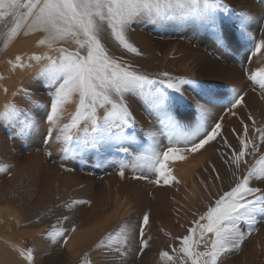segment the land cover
Instances as JSON below:
<instances>
[{"label":"rangeland","instance_id":"rangeland-1","mask_svg":"<svg viewBox=\"0 0 264 264\" xmlns=\"http://www.w3.org/2000/svg\"><path fill=\"white\" fill-rule=\"evenodd\" d=\"M224 2L234 14L245 13L250 17L247 31L253 40L241 41L238 31L230 24L226 47H221L210 34L191 25H159L144 18L134 21L127 30V39L138 52L123 48L108 31L101 34L108 54L130 65L132 71L151 79H160L166 72L189 81L183 86L184 103L175 109L179 121H194L199 101L208 109L206 126L221 124L216 139L198 151H185V145H179L184 159L165 162L168 175L175 178L168 183L142 159L149 155L147 149L152 142L149 133L155 134L157 151L162 153L170 145L167 132L140 99L131 94L126 96L138 140V143L122 146L129 149L127 152L99 156L91 152L66 158L61 144L54 137L47 139L53 127L47 120L50 93L55 89L46 85L35 66L26 77L15 81L17 91L8 103L26 109L34 118L35 126L29 135L21 137L15 127L0 120V165L7 166L0 171V220L6 228L14 225L16 232H24L14 240L18 252L32 250L31 261L23 256L26 264H183L178 238L187 235L188 230L195 227L194 221L214 206L215 201L264 155V142L259 140L257 132V129L264 130V89L250 79L252 73L264 70V49L260 53L255 51V44L264 41V0ZM10 27V20L0 23V59L9 48L13 50L10 46L22 39L32 38V43L37 44L42 35L40 32L25 35L21 30L7 40L5 46ZM60 46L75 50L70 40L56 45ZM45 48L49 56L59 55L55 48ZM200 88L210 89L214 99L209 102L201 96ZM44 95L46 113L42 108ZM241 96L242 103L233 108L230 101ZM76 100L64 106L60 125L69 122ZM230 110L235 115L225 120L224 115ZM98 115H103V109H98ZM240 139L250 143L237 167L233 152L239 151ZM254 145L257 146L255 152ZM201 157L205 160L198 165L197 158ZM121 164L124 165L123 175ZM250 186L264 189V182L252 179ZM158 210L162 211L161 215H156ZM145 213L149 216L147 225H143ZM121 225L127 229V245L121 251H116L119 245L111 242L99 247L102 238ZM239 227L245 233L243 241L238 248L222 255L218 264H241L252 250L257 251V260L264 259V218L258 215L251 231L246 222L242 221ZM50 233L61 234L52 236ZM194 238H199V234ZM208 238L206 235L201 240L198 250H204V241ZM141 239L148 241L143 251ZM72 251L75 253L70 254ZM162 251H167L173 260L162 258Z\"/></svg>","mask_w":264,"mask_h":264},{"label":"snow or ice","instance_id":"snow-or-ice-1","mask_svg":"<svg viewBox=\"0 0 264 264\" xmlns=\"http://www.w3.org/2000/svg\"><path fill=\"white\" fill-rule=\"evenodd\" d=\"M142 18L159 25H191L210 34L221 47H226L230 24L238 31L241 41L253 40L247 31L250 17L245 13L234 14L224 0H0V23L11 21L5 46L7 40L17 36L21 30L25 35L40 32L42 35L37 44L55 48L59 53L57 57L47 53L30 57L36 61L47 60L39 67L38 75L45 78L47 86L55 89L50 93L52 99L47 120L53 127L49 129L47 139L54 137L61 144L66 158L91 152L99 156L126 151L122 147L125 143H138L134 131L135 119L126 100V96L131 94L145 104L150 114H155L168 134L170 146L161 153L157 151L155 134L149 133L152 141L147 149L149 155L142 157L147 166L156 170L168 183L175 178L168 175L165 162L184 159L179 145L183 143L185 151L196 152L216 139L221 124L217 122L214 126H206L208 109L199 101L196 102L197 116L194 121L183 123L176 118L175 109L184 103L183 86L189 81L172 77L166 72L161 74L160 79H151L132 71L130 65L108 54L101 40L105 31L123 48L138 52L128 41L127 30L134 21ZM69 40L74 43L75 50L56 47L58 43ZM262 49L264 41L255 44L256 53ZM15 59L19 66H23L21 56ZM250 79L264 89V70L252 73ZM23 91L28 95L26 89ZM199 94L209 102L214 99L210 89L200 88ZM74 98H77L75 111L68 123L60 125L64 106L73 102ZM242 101L241 96L230 103L235 108ZM98 109H103L102 116L98 115ZM0 120L15 127L16 134L21 137L29 135L35 126L32 115L11 102L0 112ZM247 131L245 125V137ZM257 132L259 140L264 142V130L257 129ZM249 143L247 139H240L239 151L233 152V162L237 167ZM256 150L254 145L253 152ZM6 167L0 165V171ZM123 167L121 164V175ZM252 179L264 182V155L239 182L215 201L214 206L194 221L195 227L189 229L187 235L178 238L183 264L189 261L190 264H218L222 255L238 248L243 241L245 233L240 230V223L246 222L251 231L257 216L264 218V189L251 187ZM148 223L149 216L145 213L143 225ZM197 233L199 238H194ZM57 234L61 233L49 235ZM140 235L143 237V227ZM206 235L209 238L204 241V250L200 251L198 246ZM106 242L119 245L115 250L121 251L128 242L127 229L121 225L102 238L99 247H104ZM147 247L148 241L141 239V251ZM21 255L32 260L31 249L26 252L21 250ZM160 255L167 261L173 260L167 251H162Z\"/></svg>","mask_w":264,"mask_h":264},{"label":"bare ground","instance_id":"bare-ground-1","mask_svg":"<svg viewBox=\"0 0 264 264\" xmlns=\"http://www.w3.org/2000/svg\"><path fill=\"white\" fill-rule=\"evenodd\" d=\"M32 41H33L32 38L22 39L19 43L15 45V46L19 45L17 49L15 48V46H10V47H13V50H10L9 48V51L5 53V56L0 59V111L2 108H4V106L8 103V101H10V99L13 97V94H15V92L17 91L15 81L18 80V78L26 77L32 71L33 66H35L36 69H39V67L42 64L47 63V60L36 61V60L30 59V57L33 54L43 55L44 53H46V48L44 45L39 46L34 42L32 43ZM16 56L22 57L23 66L18 65L15 59ZM13 65H17V66L13 67ZM5 89H7V91H5ZM253 102L254 101L250 103L251 106L255 104V103L253 104ZM232 112L233 110H230V112L225 113L224 115L225 120H230L232 118V115H233ZM222 122H225V121H223L222 119ZM128 150L129 149H126L125 152H127ZM205 157L197 158V160L199 161L198 165L204 162ZM157 212L158 213H156V215L162 214L161 210H158ZM5 228L6 227H5L4 222L0 220V264H26V261H25L26 258H24L21 255V252H18V249L16 250L15 245H18V244H16L14 240L15 238L17 239L20 235L21 236L24 235V232H21L22 234L16 232L14 225H9L8 228L6 229ZM263 249H264V246H263ZM73 252L74 251L70 252V254ZM60 253L63 254L62 252ZM256 253L257 251H254V250L250 251V255H248L247 259L243 260L241 264H264V259L257 260L255 258ZM71 256L69 258H71ZM263 258H264V255H263Z\"/></svg>","mask_w":264,"mask_h":264},{"label":"crops","instance_id":"crops-1","mask_svg":"<svg viewBox=\"0 0 264 264\" xmlns=\"http://www.w3.org/2000/svg\"><path fill=\"white\" fill-rule=\"evenodd\" d=\"M43 94H45V92H43ZM42 105H43V107L42 108H45L44 110H43V113H46V102H45V104H44V101H46V95H44V96H42Z\"/></svg>","mask_w":264,"mask_h":264}]
</instances>
